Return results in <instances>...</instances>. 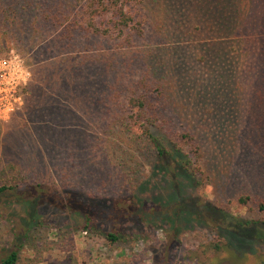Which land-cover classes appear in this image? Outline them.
I'll return each instance as SVG.
<instances>
[{
	"label": "trees",
	"instance_id": "obj_1",
	"mask_svg": "<svg viewBox=\"0 0 264 264\" xmlns=\"http://www.w3.org/2000/svg\"><path fill=\"white\" fill-rule=\"evenodd\" d=\"M156 1L162 10L172 13L171 6L165 5L167 0ZM197 1L201 4L198 17L207 20L202 28L213 33L218 42L197 43L202 40L195 29L201 27L193 30L192 24L185 23L164 29V35L170 41L192 42L194 49L202 48L198 56L191 58L200 66L210 64L214 73L202 80H198L196 71H185V60L177 61L164 52L150 50L156 43L144 42V22L130 6L131 0H0V47L20 54L32 73L31 80L21 88L24 105L16 113L28 108L29 116L32 114L39 123L37 133L49 154L59 155L61 161L74 155L77 163H72V175L79 168L77 164H92L98 155L115 165L109 167L110 171L119 169L128 195L112 202L95 198V189L103 184L100 181L113 175L108 169H103L98 177L95 175L96 187L86 192L87 196L67 190L77 187L76 177L73 185H62L55 197L48 195L70 215H82L85 232L98 230L102 219L112 218L113 223H126L134 231L162 229L172 248L180 243L187 226L210 227L224 240V246L215 244V251L228 252L233 258L227 259L234 264L238 255L227 239L236 232H241L247 243L262 239L259 233L246 237L242 228L259 231L260 224L236 218L228 206L227 195L236 176L232 147L236 143V153L253 148L262 136L250 123L239 128V120L234 118L238 116L236 106L242 102V76L246 78L252 50L264 36V21H259L260 15L264 17V0ZM254 34L262 37L255 40ZM156 38L159 40L162 35L156 33ZM117 54H123L122 60ZM206 55L212 56L214 63L207 62ZM170 59L175 63L171 65ZM121 64L127 69L117 76ZM179 67L182 74L178 73ZM253 70L256 84L251 97L246 99L260 105L264 113V48ZM103 84L110 85L109 89H102ZM63 98L75 111L64 106ZM35 102L51 105L54 112L40 115L34 110ZM79 114L92 120H110L107 131L115 137L110 143L115 145L116 152L103 149L101 142H89L82 128H77L82 123ZM57 123L62 128L70 123L77 128L73 148L67 147L75 135L67 146L64 142L68 136L61 138L62 129L59 132L52 125ZM33 143L34 134L29 133L16 151L25 163L20 172L24 182L0 185L1 197L29 198L30 205L23 232L0 264H18L30 231L48 225L33 212L31 201L37 194L46 195L43 184L34 187L26 181L30 174L41 172L38 146ZM86 171L94 177L92 171ZM237 180L240 186L245 184L242 178ZM204 185H214L221 202L197 196L196 190ZM250 197L242 194L238 199L246 205ZM258 204L263 211L264 204ZM224 233L229 234L227 238ZM122 234L115 229L103 232L111 243L120 241ZM162 244L167 246L165 241ZM156 261L160 260L156 257ZM228 263L229 260L221 264ZM157 264L170 262L164 257Z\"/></svg>",
	"mask_w": 264,
	"mask_h": 264
},
{
	"label": "rangeland",
	"instance_id": "obj_2",
	"mask_svg": "<svg viewBox=\"0 0 264 264\" xmlns=\"http://www.w3.org/2000/svg\"><path fill=\"white\" fill-rule=\"evenodd\" d=\"M165 5L171 6L172 13L169 14L167 11L162 10L160 3L156 0H131L130 6L138 15V18L144 22L146 35L144 42L154 41L156 43L150 46V50L154 53L164 52L165 56L172 59L176 58L177 61L181 60L183 62L185 60L183 62L186 65L185 71H196L198 80H202L206 75L212 76L214 73L210 64L200 66L197 61L193 60L194 58H191L198 56V53L202 52L201 47L194 49V43L192 42L181 40L174 42L164 35V29L174 28L185 23L186 26L192 24L191 28L193 30L196 26L201 27L200 29H195V34L202 40L197 43L203 42L207 45V42L212 40L218 42L217 39H214L215 35L213 33L209 34L202 28V26L205 27L207 20L205 17L203 19L198 17L200 16L199 13H201L200 2L197 0H167ZM244 5L247 6L248 2L244 1ZM262 17L263 14L259 16V21L261 18L260 22L264 21V17ZM252 25L253 28L256 27L255 23ZM259 30L253 29V31L257 32ZM156 33H160L162 38L158 40ZM261 35H264V33ZM260 37L262 36L254 34L252 38L257 40ZM138 47L135 49H139ZM262 48H264V36L262 40L256 42V47L252 50V59L250 60L249 58L248 60L249 67L246 78L244 75L242 76L244 79L242 82L243 86H241L243 92L241 96L242 102L236 106L235 111L238 112V116L234 118L239 120V128L241 126L244 128L246 124L250 123V125L257 127L262 136L258 140V145H253V148H244L236 153L238 151L236 143L235 147H232L235 158L233 167L236 176L232 178V190L227 195L230 199L228 206L236 218L245 221H257L260 224L259 231L254 228H242L246 232L245 235L251 236L259 233L262 239L247 243L241 237V232H239L240 235L236 232L232 238L227 239L230 243L232 242L231 246L238 255L237 258L233 259L234 264H264V210L262 211L258 204L259 202L264 204V113H262L260 105H255L250 99H246L251 97L256 84V71L253 70V65L258 62V55L261 56ZM136 50L131 53V57L134 58L136 56ZM11 53L12 51L8 52V50L0 47L1 58L7 57ZM117 55L122 60L123 54ZM204 57L207 62L214 63L212 56L206 55ZM172 61L170 59L171 65L175 63ZM245 68L247 69V67ZM118 69L119 72H116L117 76H121L120 73L125 74L127 68L121 64ZM178 73H181L180 67L178 68ZM112 76L113 74L109 73L108 77L112 78ZM104 87L108 90L110 85L104 86L103 84L102 89ZM63 104L67 106V109L75 111L66 99H64ZM34 110L37 113L39 112L40 115L54 112L52 106L45 102H35ZM79 116L82 119V123L77 128L79 130L82 128V131L87 134L89 142L92 140L101 142L103 149H108L110 153L116 152L115 145L110 143L115 137L107 131L110 127V120H92L87 118V116L82 117L80 114ZM38 124L32 114L29 116L28 108L27 110H22L20 114L15 113L9 120L0 122V185L6 183L21 184L24 182L20 172L22 168H25V163L22 158L17 156L18 144L20 141L25 140L29 133H33V144L38 146L41 172L38 175L30 174L29 179L26 181L34 187L38 183L43 184L46 192V195L37 194L31 201H34V205H32L34 208L33 212H36L41 217V220L48 225L45 227L44 224L40 226V229L30 231L29 238L21 249L18 264H157L164 257L168 259L170 264H221L227 260H229L228 264H230L232 259L227 258H233L232 255L225 250H221L218 253L215 251V244L219 243L220 246H224V240L220 238L219 232L210 227L187 226V230L181 236L180 243L172 248L169 245L170 241L165 239L162 229L147 230V228L134 231L132 228H127L126 223H113L112 218L102 219L103 223L99 222L98 230L85 232L82 228L84 217L79 214L70 215L61 209L55 199L49 198L48 195L52 194L55 197V192L59 193L62 190L61 188H63L62 185L69 183L73 185L76 177L77 187L67 190L75 193L81 192L87 196L86 192L94 189L95 178L98 177L103 169H108V172H112L113 175L110 179L104 177L100 181L103 184L99 183V188L95 189V198L112 202L111 200L128 195L125 192L124 181L119 178V169L115 167L116 169L110 171L109 167L115 165L110 161H103L101 155H98L92 164L87 165V161L77 164L79 168L72 175V163H77L72 158L74 155L70 156L68 161H61L59 155L51 156L50 152L45 149L42 139L38 135L39 133H37L38 129L36 126ZM52 125L59 132L62 129L63 136L60 134L61 138L68 136L64 144L70 140L73 134H76L74 129L77 128L71 123L66 128H62L58 123ZM65 130L70 133L65 134ZM252 133L254 134L253 131ZM54 138L57 137L55 136ZM77 138L78 136L75 135L74 139L69 141L70 146L67 143V148H73L72 146ZM254 150H256L255 153ZM111 158H113L112 154ZM70 167L72 169L65 171L66 168ZM88 169L94 173V177L88 176L86 171ZM71 175L72 177H70ZM95 175L97 176L95 177ZM239 177L245 183L243 186H240L237 180ZM213 186L204 185L199 187L196 190V195L205 197L212 202H221L222 199L217 198V191L216 189L214 190ZM242 194L251 196L246 205L242 204L238 199ZM151 198H155V195ZM28 200L29 198L19 200L11 195L0 196V259L10 252V248L14 245L16 238L24 230L23 221L28 217L26 213L30 206L28 205ZM106 209L108 211L110 208L107 207ZM53 226H57V228ZM114 229L123 231V234L120 241L111 243L105 238L103 232ZM222 235L227 238L229 234L224 233ZM163 241L166 242V247L162 244ZM156 257L160 260L159 262L156 261ZM239 259L243 260V263H240Z\"/></svg>",
	"mask_w": 264,
	"mask_h": 264
},
{
	"label": "built area",
	"instance_id": "obj_3",
	"mask_svg": "<svg viewBox=\"0 0 264 264\" xmlns=\"http://www.w3.org/2000/svg\"><path fill=\"white\" fill-rule=\"evenodd\" d=\"M31 78L30 69L18 53L0 58V122L9 120L24 105L21 88Z\"/></svg>",
	"mask_w": 264,
	"mask_h": 264
}]
</instances>
